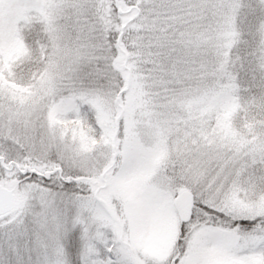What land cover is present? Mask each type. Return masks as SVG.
I'll return each instance as SVG.
<instances>
[{
	"label": "snow or ice",
	"instance_id": "6c2138e0",
	"mask_svg": "<svg viewBox=\"0 0 264 264\" xmlns=\"http://www.w3.org/2000/svg\"><path fill=\"white\" fill-rule=\"evenodd\" d=\"M0 264H264V0H0Z\"/></svg>",
	"mask_w": 264,
	"mask_h": 264
}]
</instances>
